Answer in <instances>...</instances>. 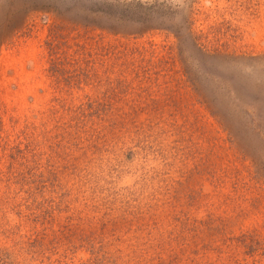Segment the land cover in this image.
Wrapping results in <instances>:
<instances>
[{
	"label": "rangeland",
	"instance_id": "rangeland-1",
	"mask_svg": "<svg viewBox=\"0 0 264 264\" xmlns=\"http://www.w3.org/2000/svg\"><path fill=\"white\" fill-rule=\"evenodd\" d=\"M0 264H264V0H0Z\"/></svg>",
	"mask_w": 264,
	"mask_h": 264
}]
</instances>
